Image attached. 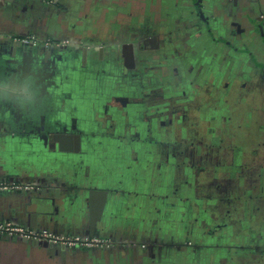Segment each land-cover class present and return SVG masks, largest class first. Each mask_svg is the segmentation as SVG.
Returning <instances> with one entry per match:
<instances>
[{
	"label": "flooded vegetation",
	"instance_id": "1",
	"mask_svg": "<svg viewBox=\"0 0 264 264\" xmlns=\"http://www.w3.org/2000/svg\"><path fill=\"white\" fill-rule=\"evenodd\" d=\"M197 1L175 25L89 42L73 168L106 170L108 209L155 236L143 246L264 264V0Z\"/></svg>",
	"mask_w": 264,
	"mask_h": 264
},
{
	"label": "crops",
	"instance_id": "2",
	"mask_svg": "<svg viewBox=\"0 0 264 264\" xmlns=\"http://www.w3.org/2000/svg\"><path fill=\"white\" fill-rule=\"evenodd\" d=\"M207 2L224 8V0ZM196 5L195 0H0V33L6 35L0 37V180L31 186L0 192V222L101 240L68 247L0 235V264H180L184 252L143 246L139 242L155 236L113 216L103 194L106 170H74L72 143L76 128H89V42L117 39L118 31L139 24L175 25ZM27 37L35 42H25ZM93 111L91 117L101 120Z\"/></svg>",
	"mask_w": 264,
	"mask_h": 264
},
{
	"label": "built area",
	"instance_id": "3",
	"mask_svg": "<svg viewBox=\"0 0 264 264\" xmlns=\"http://www.w3.org/2000/svg\"><path fill=\"white\" fill-rule=\"evenodd\" d=\"M5 34L0 33V37H5ZM25 42H35L32 37H27L23 39ZM31 188L27 183L15 182V181H8V180H0V192L3 191H10V190H19L24 191ZM0 235H7V236H16L24 240L29 241H43L47 240L49 242H58L62 243L68 247L74 246H89L92 244H100L101 240L93 239H81L79 237H60L53 235L47 231H37V230H30L19 225H15L9 221L0 222Z\"/></svg>",
	"mask_w": 264,
	"mask_h": 264
},
{
	"label": "rangeland",
	"instance_id": "4",
	"mask_svg": "<svg viewBox=\"0 0 264 264\" xmlns=\"http://www.w3.org/2000/svg\"><path fill=\"white\" fill-rule=\"evenodd\" d=\"M250 263L257 264V262H255V261L254 262H250Z\"/></svg>",
	"mask_w": 264,
	"mask_h": 264
}]
</instances>
